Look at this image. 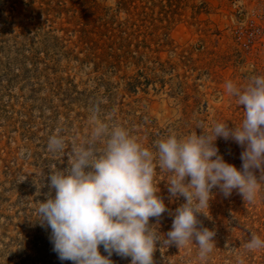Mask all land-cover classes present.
I'll return each mask as SVG.
<instances>
[{"label":"rangeland","instance_id":"obj_1","mask_svg":"<svg viewBox=\"0 0 264 264\" xmlns=\"http://www.w3.org/2000/svg\"><path fill=\"white\" fill-rule=\"evenodd\" d=\"M258 8L254 0H0V264H72L53 251L36 212L49 195L48 174L68 167L73 144L86 146L94 107L100 121L153 152L169 135L203 134L200 125L239 127L244 106L225 82L246 84L249 68L264 75V51L238 35ZM53 135L65 140L63 152L48 151ZM215 146L242 168L243 147L223 138ZM169 176L157 168L167 211L149 221L162 242L185 203L170 197ZM212 193L206 216L197 217L198 228L215 232L208 259L198 258L195 241L181 249L157 242L154 264H264V250L246 249L252 234L264 239V184L252 204L238 190Z\"/></svg>","mask_w":264,"mask_h":264},{"label":"clouds","instance_id":"obj_2","mask_svg":"<svg viewBox=\"0 0 264 264\" xmlns=\"http://www.w3.org/2000/svg\"><path fill=\"white\" fill-rule=\"evenodd\" d=\"M248 73L242 86L225 82L227 95L244 106L239 127L213 122L205 131L200 125L203 134L199 136L196 132L181 138L172 134L156 140L155 152L126 128L100 121V109L94 107L86 146L73 144L68 167L48 174L49 195L38 202L37 221L51 229L58 258L72 264H113L110 257L115 253L130 257L131 264H154L157 242L162 241L157 226L149 221L159 220L167 211L154 183L159 168L170 174V197L185 200L176 209L172 229L162 244L181 249L195 241L198 258L206 261L216 247L215 232L198 228L197 217L209 210L212 189L219 188L226 198L238 190L244 202L252 204L264 184V75L254 74L252 68ZM217 138L231 139L244 148L240 170L218 154ZM47 147L54 154L63 152L65 140L53 135ZM255 170L261 172L260 180ZM101 246L107 256L101 255ZM246 249L264 250V239L252 234Z\"/></svg>","mask_w":264,"mask_h":264},{"label":"built area","instance_id":"obj_3","mask_svg":"<svg viewBox=\"0 0 264 264\" xmlns=\"http://www.w3.org/2000/svg\"><path fill=\"white\" fill-rule=\"evenodd\" d=\"M254 1L258 2L259 8L246 16L238 35L247 39L248 49L261 52L264 51V0Z\"/></svg>","mask_w":264,"mask_h":264}]
</instances>
